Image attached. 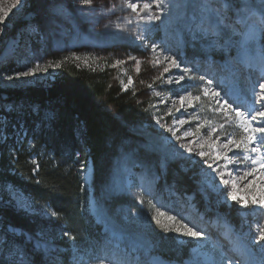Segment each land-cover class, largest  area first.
I'll return each mask as SVG.
<instances>
[{"label":"rangeland","instance_id":"1","mask_svg":"<svg viewBox=\"0 0 264 264\" xmlns=\"http://www.w3.org/2000/svg\"><path fill=\"white\" fill-rule=\"evenodd\" d=\"M15 2L0 0V17H3L0 20L1 88L24 89L47 85L62 63L72 61L83 67L102 68L108 65L115 90L131 94L125 110L102 102L118 128L112 137V155L106 172L96 187L92 185L91 176L87 178L85 175L87 169L91 168V161L88 160L83 168L82 177L87 189L84 213L91 232L90 247L78 249L73 246L65 254L62 247L59 249L54 245L53 239L45 232H39L34 240L41 239L49 247L58 249L53 255L58 256L60 264H96L98 258L110 260L109 246H119L128 253L129 261L123 264H132L142 255L147 256L149 261L162 263L165 259L172 263L183 261L186 255L188 259L183 264H189L198 242L174 231L176 227H182L183 223L206 232L208 243L217 250L216 260L221 258V252L226 254V251L222 248L221 240L213 242V231L206 229L209 223L217 221L221 224V232H231V235L241 240L248 236L251 242L252 230L256 225L264 226V210L255 209L251 213L239 210L233 202L226 203L223 195L203 187L201 170L207 169V166L201 163L202 158L198 155L188 154L179 147L180 143L188 141H193V147L197 142L203 143L207 137L206 130L201 129L198 140L189 136L178 141L166 127H161L170 125L178 129L176 136H182L185 130H194L197 121L190 120L189 124L181 126L175 124V120L189 119L193 113L199 115L201 121L209 120L217 124L223 123L224 118L211 111L210 101L205 97L195 108H188L186 113L183 110L175 111L180 106L178 95H183L185 88L193 91L194 95L198 94L195 88L199 86V81L169 84L165 82L168 73L160 79H154L164 66L169 65L150 66L148 61L152 58V50L145 48L133 34L144 35L150 43L170 49L168 54L182 61V67L191 68L196 76L212 80V87L221 82L218 90L224 99L247 110L250 99L254 104L253 92L258 79L256 74L243 68V54L248 55L249 61L251 57L257 58L260 68L264 69V32L260 26L264 7L261 6V0H235L249 7L241 11L233 8L228 16V27L220 37L204 34L200 30L201 21L207 16L202 5L207 0H171L170 10L162 20L151 26L150 31L146 30L145 23L139 21L136 14L129 15L131 10L124 6L122 0H94L91 7L81 5L79 0H23L21 5L13 7ZM113 4L115 8L112 11H104ZM194 9L199 10V18L193 15ZM248 10L249 13L243 14ZM125 18L132 22L127 23ZM117 24L125 26L127 31L117 28ZM247 39L251 40L249 44ZM129 56L141 61L139 74L135 71V61L129 60ZM117 60L125 63L116 65ZM49 61L53 62V66L45 72L43 67ZM234 62H239L241 66L238 77L231 69ZM36 63L41 65L36 75L16 78V73L26 72ZM255 70V73H263L262 70ZM170 72L173 76L180 75V70L175 68H170ZM250 72L252 75L247 79ZM224 75L232 76V80L223 81ZM129 76L133 78L134 84L124 90L121 81L127 84ZM235 80L237 90L234 94L240 97V103L237 104L233 101L234 94L230 93ZM148 84H152V88H148ZM190 84L192 87H188ZM156 92L161 95L156 96ZM255 92H259L258 86ZM254 107L258 108L259 105L254 104ZM169 109H172L171 113ZM226 130L237 136L240 133L234 124L226 126ZM220 135L223 136V133ZM179 175L186 176L187 183L182 187L178 184ZM145 177L147 185L144 186L142 178ZM0 200H10L16 208L29 213L48 216L51 212L46 207L35 206L11 185L0 188ZM201 202L207 206L208 214L202 215L199 211L198 204ZM229 206L232 213L239 210L235 230L223 213V209ZM157 209L177 216L176 222L161 218L168 224L169 231H164L152 219ZM7 229L12 230L11 227ZM0 239H4V236H0ZM241 240L239 243L251 248ZM12 244L8 243L0 249V256L8 264H16L18 259ZM260 253L264 255L260 247L255 246L251 250L249 254L253 263H259ZM210 259L215 260L205 253L203 261ZM43 261L41 264H52L51 258ZM113 262L119 264L117 258H113ZM144 262L142 260L139 263ZM261 263L264 264V260Z\"/></svg>","mask_w":264,"mask_h":264},{"label":"trees","instance_id":"2","mask_svg":"<svg viewBox=\"0 0 264 264\" xmlns=\"http://www.w3.org/2000/svg\"><path fill=\"white\" fill-rule=\"evenodd\" d=\"M130 97L128 92L115 90L108 65L83 67L72 61L62 63L47 85L0 87V188L11 185L38 208L59 214L29 213L10 200H0V236L8 243L27 245L33 264H41L45 258L33 252L20 234H29L34 240L45 232L65 254L73 246L90 247L83 168L91 161V180L96 187L106 172L118 128L102 102L125 110ZM186 183V176L179 175V186ZM198 209L208 214L202 202ZM231 211L230 206L223 209L229 223L236 225L239 210ZM65 232L75 240L64 236ZM0 264H8L3 256Z\"/></svg>","mask_w":264,"mask_h":264},{"label":"snow or ice","instance_id":"3","mask_svg":"<svg viewBox=\"0 0 264 264\" xmlns=\"http://www.w3.org/2000/svg\"><path fill=\"white\" fill-rule=\"evenodd\" d=\"M79 2L83 6L91 7L94 0H79ZM122 2L125 7L131 10L129 15L136 14L139 21L145 23L146 30L150 31L151 26L162 20V17L170 10L171 0H122ZM22 3L23 0H16L13 7H17ZM261 6L264 7V0H261ZM202 7L207 16L205 20L201 21V32L220 37L224 34L225 28L228 27V16L233 8L241 11L248 8L249 5L236 3L235 0H207ZM114 8L115 5L113 4L104 11H112ZM2 19L3 17H0V20ZM125 19L129 24L132 22L128 18ZM260 26L261 31L264 32V13L260 15ZM116 27L127 31V28L123 25L117 24ZM133 35L145 48L152 50V58L148 61L150 66L157 67L163 63L169 65L164 66L163 71L154 79H160L165 73H168L165 82L169 84L179 85L186 80L199 81V86L195 88L198 94L194 95L193 91L185 88L184 94L178 95L180 106L175 108V111L183 110L186 113L188 108H195L201 102V98L205 97L210 101L211 111L220 114L224 118L223 123L217 124L209 120L201 121V117L193 113L189 119L175 120L174 123L181 126L189 124L190 120L197 121L195 129L185 130L182 136H176L178 129H174L170 125H161V127H166V130L172 133L178 141L189 136L198 140L201 129L206 130L207 137L203 143L197 142L195 147L191 146L193 141L180 143L179 145L188 154L198 155L202 158L201 163L207 166V169L201 170V184L203 187L216 192L218 195H223L226 203L233 202L239 210H248L249 213L255 209L264 210V79L259 83V92H253L254 104L259 105V107L242 110L241 105L234 106L224 99V96L218 90L221 85L218 84L216 87H212V80H206L205 76H196L191 68L182 67V61H179L176 56L168 54L171 51L170 49H163L154 42L150 43L144 35L135 33ZM254 38L253 36L252 39ZM161 57H163V60ZM77 59L79 58L77 57ZM128 59L135 61V71L139 74L141 61L132 56H129ZM85 63L87 64V61ZM124 63L123 60L116 61V65ZM50 66H53L52 61L44 65L43 71L47 72ZM170 68L180 70V75L173 76ZM40 70L41 65L36 63L33 67L28 68L26 72L16 73L15 76L19 78L21 76L36 75ZM8 79H12V77H8ZM133 84L134 81L131 76L128 77L127 84L121 81L124 90H127ZM152 86V84L147 85L148 88H152ZM188 87H192V85L190 84ZM155 95L160 96L161 93L156 92ZM173 105H175V101H173ZM171 111L172 109H169V113ZM157 123H159V119ZM233 124L240 130L238 136L226 130V126ZM220 133H223V136ZM141 203H143V200H141ZM50 215L58 216L59 214L51 211ZM161 218H165L169 222L177 221V216L169 215L165 211L157 209L152 219L164 231H169V226ZM15 231V229H12V232ZM174 231L182 233L197 242H203L207 238L204 230H197L196 226L190 227L187 223H183L182 227H176ZM20 235L23 240H27L31 244L33 252L43 254L45 261L51 258L52 264H60L58 256L53 255L58 249L49 247L41 239H35L33 242V237L29 234ZM63 235L75 240V237L68 232L63 233ZM262 242H264V226L257 224L252 230L251 243L253 246L260 247L261 252L264 253V243ZM7 243V240L0 239V249ZM12 248L18 257L16 264H33V261L29 259L27 245L20 246L18 242L13 241ZM234 250L238 251L240 258L229 257L221 252V259L219 261L211 260L210 264H250L245 258V249L237 246ZM251 250V248L246 249L249 253ZM96 264H115V262L106 258H98Z\"/></svg>","mask_w":264,"mask_h":264},{"label":"bare ground","instance_id":"4","mask_svg":"<svg viewBox=\"0 0 264 264\" xmlns=\"http://www.w3.org/2000/svg\"><path fill=\"white\" fill-rule=\"evenodd\" d=\"M193 15H196L195 17L196 18H199L201 15H199L200 14V12H199V10H196V9H194L193 11ZM250 11L248 10V12H246L245 11V13H243V14H247V13H249ZM193 25V24H192ZM247 41V43L249 44L250 43V39H247L246 40ZM245 54H243V63H244V65H248L249 64V67H248V69H249V71H251L252 73H254V74H256V76H257V79H258V82L256 83V85L254 86V91L257 89V86H258V88H259V83L261 82V80L262 79H264V69L262 70L260 67V65H259V63H258V61L259 60H257V58H255V57H251V60L249 61V57H248V55L247 56H244ZM241 56H242V54L240 55V59H242L241 58ZM240 68H241V66H240V64H239V62H234L233 64H232V67H231V69L233 70V73H234V75H236V77H238V75H239V72H240ZM243 68H245L244 66H243ZM226 69V68H225ZM224 69V70H225ZM255 69H257V70H262L263 71V73L262 72H256L255 73ZM222 73V72H221ZM220 73V74H221ZM259 73V74H258ZM231 75V74H230ZM252 75V74H251ZM232 76H223V81H225V80H232V78H231ZM263 77V78H262ZM235 79V78H234ZM236 82H237V80H235V82H234V86H232L231 88H230V93H232L233 94V92H235L236 90H237V85H236ZM216 84H221V82H217ZM246 97V96H245ZM249 98V97H248ZM253 98V97H252ZM250 99V98H249ZM233 101H235V103L237 104V102H239L240 103V101L238 100V99H236V100H233ZM248 109H251V108H253L254 107V104H253V100H251L250 99V102L248 103ZM89 170H90V168H88L87 169V171L85 172L86 174V176H88V172H89ZM246 228H248V227H246ZM206 229H211L212 231H213V234L215 235H212V240H213V242H216V241H219V240H223V239H225L227 236H231V232H221V229H222V227H221V224L219 223V222H214V223H209L207 226H206ZM236 240H237V243L239 244V246H244L243 244H241V243H239V241L241 240L240 238H235ZM244 244H246L248 247H251V249H253V248H255V246H253L252 245V243L251 242H249V239H248V236H245V237H243L242 238V240H241ZM138 242H140V241H138ZM209 241L207 240V239H205L203 242H198L197 243V246H196V252H194V255H193V258L191 259V262L189 261V264H193L195 261H200L199 262V264H210V261H203V259H204V257H205V253H208L209 255H210V258H212V259H215L216 260V257H217V250L213 247V246H211L209 243H208ZM148 247V246H147ZM224 247H227V249L225 250L226 251V255L227 256H229V257H236L237 258V256L235 255V253L234 252H231L230 251V244H228V245H226V243L224 242ZM105 249V248H104ZM108 249H110L111 250V254H109V256H110V260H112L113 261V258H118V262L117 263H119V264H123V262L124 261H129V255H128V253L126 252V251H124L125 252V254H122V251L123 250H121L120 249V247L119 246H116V247H108ZM106 252V251H105ZM259 252V251H258ZM119 255V256H118ZM260 256H259V264H262L261 262H262V260H264V255H261V253L259 254ZM186 256V255H185ZM159 258V257H158ZM257 258V257H256ZM196 259V260H195ZM221 258H219L218 260H216V261H219ZM142 260H145V262H144V264H160L159 262H157V261H149V259H147V256H144V255H142V256H140L134 263H132V264H140L139 262L140 261H142ZM155 260V259H154ZM202 260V261H201ZM185 264V263H184Z\"/></svg>","mask_w":264,"mask_h":264},{"label":"water","instance_id":"5","mask_svg":"<svg viewBox=\"0 0 264 264\" xmlns=\"http://www.w3.org/2000/svg\"><path fill=\"white\" fill-rule=\"evenodd\" d=\"M90 173H91V169L89 170V175L88 176H90Z\"/></svg>","mask_w":264,"mask_h":264}]
</instances>
